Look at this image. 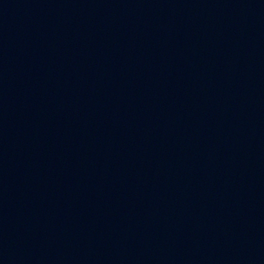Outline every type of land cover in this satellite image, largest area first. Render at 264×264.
<instances>
[{"label":"water","instance_id":"95a60500","mask_svg":"<svg viewBox=\"0 0 264 264\" xmlns=\"http://www.w3.org/2000/svg\"><path fill=\"white\" fill-rule=\"evenodd\" d=\"M0 264H264V0H0Z\"/></svg>","mask_w":264,"mask_h":264}]
</instances>
